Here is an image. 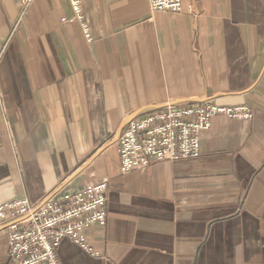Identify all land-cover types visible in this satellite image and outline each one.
<instances>
[{
	"label": "crops",
	"instance_id": "obj_1",
	"mask_svg": "<svg viewBox=\"0 0 264 264\" xmlns=\"http://www.w3.org/2000/svg\"><path fill=\"white\" fill-rule=\"evenodd\" d=\"M0 0V205L63 199L107 180L91 251L60 264H264V0ZM246 104L216 115L193 159L122 171L118 137L167 104ZM95 253V255H92ZM8 261L0 224V264Z\"/></svg>",
	"mask_w": 264,
	"mask_h": 264
},
{
	"label": "built area",
	"instance_id": "obj_2",
	"mask_svg": "<svg viewBox=\"0 0 264 264\" xmlns=\"http://www.w3.org/2000/svg\"><path fill=\"white\" fill-rule=\"evenodd\" d=\"M31 1L19 0L22 14ZM68 2L73 19L87 34L81 0ZM149 4L153 11L181 10V0H149ZM216 115L248 119L253 111L246 104H167L132 120L118 137L121 170H141L151 162L199 157L200 134ZM106 189L107 180L102 179L63 199L47 196L37 204L20 199L0 205V224L6 223L8 236L7 264H60L56 249L63 238L90 252L84 233L105 224Z\"/></svg>",
	"mask_w": 264,
	"mask_h": 264
}]
</instances>
